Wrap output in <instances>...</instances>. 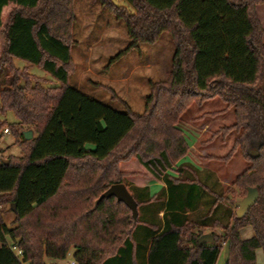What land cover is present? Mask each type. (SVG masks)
I'll use <instances>...</instances> for the list:
<instances>
[{
	"label": "trees",
	"instance_id": "1",
	"mask_svg": "<svg viewBox=\"0 0 264 264\" xmlns=\"http://www.w3.org/2000/svg\"><path fill=\"white\" fill-rule=\"evenodd\" d=\"M74 1L0 0V106L18 120L10 131L37 133L18 141L19 157L0 161V204L9 203L15 214L9 225L0 211V264H22L8 241L23 249L28 264L64 260L71 247L77 264H218L223 241L225 264H258L257 251H264V28L256 6L264 0H130L135 12L100 0L124 21L131 42L110 65L164 32L174 41L172 66L165 79L151 83L142 114L119 111L70 84ZM17 58L42 67L59 85L44 86L16 67ZM213 96L235 107V148L250 162L236 182L258 188L259 199L243 217L227 210L226 223L213 219L224 233L212 232V243L200 244L204 233L195 230L191 213L207 184L191 165L194 177L183 175V162L177 177L168 171L189 152L181 116L192 102ZM141 172L166 185L153 195L135 186L146 192L144 198L132 194L137 219L114 196L98 200ZM154 203L157 219L149 209L141 219V206ZM245 226L254 236L242 238ZM138 229L144 233L139 240Z\"/></svg>",
	"mask_w": 264,
	"mask_h": 264
},
{
	"label": "rangeland",
	"instance_id": "2",
	"mask_svg": "<svg viewBox=\"0 0 264 264\" xmlns=\"http://www.w3.org/2000/svg\"><path fill=\"white\" fill-rule=\"evenodd\" d=\"M114 1L132 12L136 11L130 0ZM256 7L264 28V2ZM12 10L13 7L7 8L6 14L10 15ZM74 12L73 39L76 43L72 49L70 84L119 111L130 108L137 114L144 113L146 97L152 91L151 83L165 79L172 66L175 44L170 33L164 32L154 43L143 42L138 48L110 65L111 58L131 44L124 21L118 20L112 11L105 9L100 0H75ZM4 44L5 39L0 27L1 49L5 47ZM14 61L16 67L27 69L31 75L41 78L44 86L59 85V82L42 67L30 65L20 58ZM17 121L13 111H4L0 106V123L5 122L4 126L11 127ZM236 121L235 107L229 106L220 96H213L201 102H192L178 124L190 144L189 152L177 164H173L168 172L177 177L182 168L183 175L194 177L187 167L191 165L197 169L201 181L207 184L203 192V200L198 209L191 213L192 219L197 222L195 230L204 234L212 232L223 234L221 228L213 225V219L218 218L226 223L229 219L226 211L237 214L234 203L242 200L247 194V189L236 182L237 177L250 166V162L243 157L242 151L235 148V142L240 135L238 129L232 126ZM4 126L0 129V161L21 155L18 141L25 139L23 132L28 130L26 127L19 134L12 129L9 133H5ZM33 133L35 138L36 132ZM122 164L126 166L127 162ZM149 175L141 172L127 176L123 183L136 198L143 197L146 193L142 190L144 188H148L149 190L146 191H149V195H153L154 190H158L156 192L158 193L166 184L155 177L152 181L146 182ZM142 178L143 181L138 184L137 181ZM135 186L142 189L137 190ZM215 204L217 205L214 213L210 214L209 210ZM158 207L159 203L141 206L139 216L141 219L147 218L148 214L145 211L149 209L152 220H156L154 211ZM0 211H4V220L12 225L15 214L10 210V204L5 203L4 206L0 204ZM159 215L163 217L162 213ZM138 230L137 240L144 236L141 229ZM73 249V247L69 249L66 259L54 264H68L73 257ZM227 256L228 250L223 248L218 264H225ZM53 261L47 259L48 264H53Z\"/></svg>",
	"mask_w": 264,
	"mask_h": 264
},
{
	"label": "water",
	"instance_id": "3",
	"mask_svg": "<svg viewBox=\"0 0 264 264\" xmlns=\"http://www.w3.org/2000/svg\"><path fill=\"white\" fill-rule=\"evenodd\" d=\"M23 134L26 140L33 139L34 133L32 130H25ZM7 160L8 159H5V161ZM112 196L116 197L119 201H123L132 210V213L135 219L138 218V202L137 200H135L132 193H130V191L128 190L127 185H125L124 183H115L106 192L101 194L98 200L104 197L109 198ZM258 199H259L258 188L248 187L246 196H244L242 200L234 203L237 216L243 217L244 215H246L248 210L252 208L258 202ZM212 241H213L212 233L203 234L199 238L200 244L212 243Z\"/></svg>",
	"mask_w": 264,
	"mask_h": 264
},
{
	"label": "crops",
	"instance_id": "4",
	"mask_svg": "<svg viewBox=\"0 0 264 264\" xmlns=\"http://www.w3.org/2000/svg\"><path fill=\"white\" fill-rule=\"evenodd\" d=\"M37 134L35 133V136H36ZM152 176H150V177H147V179H146V182L147 181H152ZM150 179V180H149ZM139 184V183H138ZM147 185H148V183H147ZM146 185V186H147ZM145 187V186H144ZM158 190H154L153 191V193H156ZM249 228H251V229H249ZM254 234H255V232H254V229H252V227L251 226H245V227H243V229H242V231H241V236H242V238H251L252 236H254ZM227 248V247H226ZM256 256H257V260H258V264H264V251H263V249H259L258 251H257V254H256ZM53 261V260H52ZM56 262H60L59 260H54L53 261V264L54 263H56ZM26 264H28V263H26Z\"/></svg>",
	"mask_w": 264,
	"mask_h": 264
},
{
	"label": "built area",
	"instance_id": "5",
	"mask_svg": "<svg viewBox=\"0 0 264 264\" xmlns=\"http://www.w3.org/2000/svg\"><path fill=\"white\" fill-rule=\"evenodd\" d=\"M4 132L5 133H9L10 132L9 127L4 128ZM8 245H9L10 249L14 252L16 257L22 262V264H25L26 262L23 261V259H24V251H23V249L19 248L18 246H16L11 241H8ZM220 245L222 246V248H226L227 247L225 241H223ZM68 264H77L76 260L74 258V253H73V257L71 258L70 262H68Z\"/></svg>",
	"mask_w": 264,
	"mask_h": 264
}]
</instances>
